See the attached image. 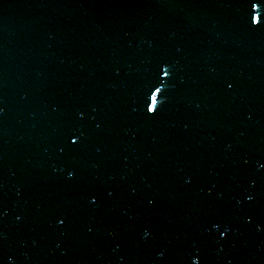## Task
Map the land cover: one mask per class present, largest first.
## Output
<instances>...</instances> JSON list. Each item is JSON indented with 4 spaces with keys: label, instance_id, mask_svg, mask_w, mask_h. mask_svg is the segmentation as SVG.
Listing matches in <instances>:
<instances>
[{
    "label": "water",
    "instance_id": "water-1",
    "mask_svg": "<svg viewBox=\"0 0 264 264\" xmlns=\"http://www.w3.org/2000/svg\"><path fill=\"white\" fill-rule=\"evenodd\" d=\"M0 264H264V0H0Z\"/></svg>",
    "mask_w": 264,
    "mask_h": 264
}]
</instances>
